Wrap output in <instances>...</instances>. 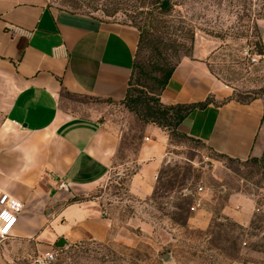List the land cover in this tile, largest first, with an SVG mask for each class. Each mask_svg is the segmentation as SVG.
<instances>
[{
    "label": "crops",
    "instance_id": "0c3cea01",
    "mask_svg": "<svg viewBox=\"0 0 264 264\" xmlns=\"http://www.w3.org/2000/svg\"><path fill=\"white\" fill-rule=\"evenodd\" d=\"M138 40L132 25L48 0H0V188L23 203L11 233L0 239V264L32 263L40 253L109 235L111 219L96 200L79 199L118 167L119 133L99 120L90 100L122 102ZM201 56L175 65L163 103L228 95ZM177 131L228 158L256 157L264 145V100L210 103ZM143 132L127 185L139 199L153 193L169 142L167 130L153 123ZM253 209L252 198L236 193L221 213L246 224ZM208 215L198 209L189 222L205 227Z\"/></svg>",
    "mask_w": 264,
    "mask_h": 264
},
{
    "label": "rangeland",
    "instance_id": "374dc122",
    "mask_svg": "<svg viewBox=\"0 0 264 264\" xmlns=\"http://www.w3.org/2000/svg\"><path fill=\"white\" fill-rule=\"evenodd\" d=\"M48 1L142 31L128 87L133 98H157L164 71L198 52L228 92L211 96L213 103L264 100V0H167L166 7L165 0ZM90 101L99 120L119 133L118 167L79 199L96 200L111 228L103 240L55 248L49 264H264V145L258 156L239 160L167 131V154L154 191L139 199L127 185L145 140V121L124 102ZM236 193L254 200L246 224L221 213ZM201 208L209 214L205 227L189 222Z\"/></svg>",
    "mask_w": 264,
    "mask_h": 264
},
{
    "label": "trees",
    "instance_id": "16d2710c",
    "mask_svg": "<svg viewBox=\"0 0 264 264\" xmlns=\"http://www.w3.org/2000/svg\"><path fill=\"white\" fill-rule=\"evenodd\" d=\"M163 6V4H162ZM164 7V6H163ZM142 38V31L139 34V41ZM260 53H263L261 49ZM178 63V62H177ZM170 66L167 70L164 71L162 77L158 79L160 83L161 91L157 98L146 95L145 97L133 98L129 90L122 102L126 103L127 107L130 110H133L137 115L145 121V123H153L165 130L172 132L173 134H179L177 128L181 121L193 110L205 108L210 103H213L211 97L208 96L205 100L199 102H190V103H176V104H165L161 101L160 95L161 92L168 82L175 65ZM134 66V64H133ZM133 71V70H132ZM132 75V74H131ZM252 100V99H251ZM140 105L141 111L137 110L135 105ZM183 136V135H182Z\"/></svg>",
    "mask_w": 264,
    "mask_h": 264
},
{
    "label": "built area",
    "instance_id": "2783aa9c",
    "mask_svg": "<svg viewBox=\"0 0 264 264\" xmlns=\"http://www.w3.org/2000/svg\"><path fill=\"white\" fill-rule=\"evenodd\" d=\"M251 60L255 61L256 58L252 57ZM59 187L66 190L69 188L68 184L63 181L59 183ZM201 190L202 188L199 187L198 191ZM196 205L199 206L200 202H197ZM22 209L23 203L20 200L0 188V239L9 236ZM56 254L55 250L40 253L33 258L32 264H49L55 260Z\"/></svg>",
    "mask_w": 264,
    "mask_h": 264
},
{
    "label": "water",
    "instance_id": "95a60500",
    "mask_svg": "<svg viewBox=\"0 0 264 264\" xmlns=\"http://www.w3.org/2000/svg\"><path fill=\"white\" fill-rule=\"evenodd\" d=\"M162 4H163V6H164V7H166V6L168 5V1H167V0H165V1H163V3H162Z\"/></svg>",
    "mask_w": 264,
    "mask_h": 264
}]
</instances>
